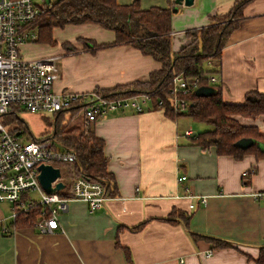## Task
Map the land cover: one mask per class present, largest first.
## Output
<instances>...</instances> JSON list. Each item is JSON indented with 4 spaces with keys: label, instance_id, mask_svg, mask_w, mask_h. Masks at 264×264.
<instances>
[{
    "label": "crops",
    "instance_id": "0c3cea01",
    "mask_svg": "<svg viewBox=\"0 0 264 264\" xmlns=\"http://www.w3.org/2000/svg\"><path fill=\"white\" fill-rule=\"evenodd\" d=\"M133 1L118 0L120 4ZM139 1L144 9L177 8L172 15V31L178 32L172 35L175 52L190 40L188 30L210 24V15L227 13L235 2ZM54 36V45L30 42L21 52L26 59L59 57L60 75L54 83L59 92L93 94L97 89L145 80L161 66L133 45H113L115 32L97 23L56 28ZM78 38L89 41L84 44ZM94 42L112 45L100 47ZM206 68L211 72L208 76L218 77L206 86L221 85L226 102L242 103L251 90L264 93V0L244 7L220 60ZM175 116L147 105L142 112L117 110L92 122L95 133L105 140L116 197L96 212L84 201H70L53 231L42 233L34 226H23L0 233V264H257L264 246V159L255 153L236 159L218 154L214 146L193 144L192 136L210 127L187 115ZM242 121L257 124L264 132V115ZM189 128L191 134L186 135ZM254 168L250 177L244 175ZM183 174L188 179L180 183L178 177ZM186 188L207 196L206 204L199 197H183ZM191 201L195 209H190ZM181 214L188 217L187 225ZM10 215L0 205V221L10 224ZM140 224V229H132ZM192 232L232 245L215 248L205 238H194Z\"/></svg>",
    "mask_w": 264,
    "mask_h": 264
},
{
    "label": "trees",
    "instance_id": "16d2710c",
    "mask_svg": "<svg viewBox=\"0 0 264 264\" xmlns=\"http://www.w3.org/2000/svg\"><path fill=\"white\" fill-rule=\"evenodd\" d=\"M253 0H235L230 11L224 14L210 15V24L186 32L190 40L178 51L172 49V15L173 8L152 6L142 8L139 0L128 4H120L118 0H50L43 2L35 21L29 25L37 31L35 42L56 44L54 30L65 28L72 24L97 23L115 32L113 45L130 44L140 49L143 54L150 55L160 62L159 69L150 73L145 80L118 85L112 89H97L96 94L106 98H118L148 93L152 96V108L161 109L159 100L165 105V113L176 117L170 102V90L176 74L183 73L187 77H200L201 85H208L210 70L207 64L220 60L222 50L228 39L243 18L244 7ZM86 44L89 40L78 38ZM112 44H96L100 47ZM67 46L68 43L64 42ZM215 91L209 95H198L196 90L189 94L191 104L187 115L198 122L212 126L192 136V143L203 147L214 146L218 154L232 155L236 159L243 158L247 153H255L258 159H264V132L257 124H247L243 119H257L264 115V93L251 90L242 103L226 102L222 97L221 85H211ZM80 107L71 109L75 116ZM18 112H10L7 120L15 121ZM64 111L57 114L54 121L53 136L63 145L73 147L77 159L71 163H55L60 169H65L68 177L81 176L91 181H97L106 186L110 195L117 194L114 174L108 169V156L105 153V140L95 133L91 125L84 128L60 124ZM14 115V116H13ZM16 129H24L22 125ZM242 138H251L254 143L247 148L237 145ZM64 171V170H63ZM252 172L245 176L250 177ZM249 181V180H248ZM58 193L67 196L69 183ZM42 206L36 205L27 212L19 213L8 224L9 232L23 226H33L40 219ZM185 224L188 217H185ZM140 224L133 227L138 230ZM8 234V233H7ZM194 238L202 237L214 244L215 248L230 247L226 240L192 232ZM128 251V249L126 248ZM250 256V255H249ZM257 264H264V246L260 247L255 259Z\"/></svg>",
    "mask_w": 264,
    "mask_h": 264
},
{
    "label": "built area",
    "instance_id": "2783aa9c",
    "mask_svg": "<svg viewBox=\"0 0 264 264\" xmlns=\"http://www.w3.org/2000/svg\"><path fill=\"white\" fill-rule=\"evenodd\" d=\"M43 2L48 0H0V201L11 204L13 220L21 212H27L36 205L42 206L35 226L46 233L59 227V214L68 210L70 201H84L91 212H96L116 196L108 194L106 186L100 182L81 176H73L66 181L62 175L59 180L69 183L68 195L62 196L59 191L47 193L39 180V166L43 163H71L77 159V152L73 147L63 145L53 134L36 138L29 129H16L7 120L10 112L25 110L55 119L62 111L70 112L71 119L82 113L84 125H90L112 111L142 112L147 105H152L153 98L148 93L111 99L95 92L56 91L54 83L60 75L59 57L26 59L21 52L24 44L35 42L38 37L37 31L29 25L39 15ZM177 33L171 31V35ZM217 80L216 75L209 76L211 83ZM200 86L203 85L198 76L187 77L183 73L174 76L170 102L175 114L188 112L191 104L189 94ZM159 104L165 110L162 100ZM74 107H80V110L71 117ZM185 134L190 135L191 129H186ZM187 179L183 174L178 177V182ZM186 190L183 197H199L206 204L207 196ZM189 207L195 209L196 204L191 201ZM5 221H0V233L7 234L9 229Z\"/></svg>",
    "mask_w": 264,
    "mask_h": 264
},
{
    "label": "rangeland",
    "instance_id": "374dc122",
    "mask_svg": "<svg viewBox=\"0 0 264 264\" xmlns=\"http://www.w3.org/2000/svg\"><path fill=\"white\" fill-rule=\"evenodd\" d=\"M50 1V0H48ZM52 1V0H51ZM62 32V31H60ZM60 32L58 34V37H61V35L65 36L64 33H67V30L65 29L61 35ZM70 112H64L63 116L60 117V124L68 125V129L73 128V127H81L84 128V122H83V117L82 113H79L77 116H75L73 119L70 118ZM11 116V115H10ZM14 116V115H13ZM54 121L55 117L49 116L48 118H45L42 116V114L39 113H32L29 111L22 110L20 111L17 116L15 115V121L11 122L12 126H17V125H22L23 127L29 129L32 133V135L36 138H42L45 136H51L53 134V129H54ZM210 128H212L211 125L208 124ZM201 131V129L199 130ZM64 170V171H63ZM62 178H64L66 181H69L68 175L65 172V169H62ZM3 204H0L7 212L10 211L11 213V208L9 210V205L11 204L8 201H0ZM6 207H4V206Z\"/></svg>",
    "mask_w": 264,
    "mask_h": 264
},
{
    "label": "water",
    "instance_id": "95a60500",
    "mask_svg": "<svg viewBox=\"0 0 264 264\" xmlns=\"http://www.w3.org/2000/svg\"><path fill=\"white\" fill-rule=\"evenodd\" d=\"M194 0H176V4L181 5H192ZM177 8H174L173 11L175 12ZM215 91L213 86H200L196 93L198 95H209ZM254 143V140L251 138H242L237 142V145L243 148H247ZM40 173H39V180L43 187V189L47 193H57L60 190H63L66 184L59 180L61 178L62 172L58 166L53 164H41L39 166ZM55 183V184H54Z\"/></svg>",
    "mask_w": 264,
    "mask_h": 264
},
{
    "label": "bare ground",
    "instance_id": "6f19581e",
    "mask_svg": "<svg viewBox=\"0 0 264 264\" xmlns=\"http://www.w3.org/2000/svg\"><path fill=\"white\" fill-rule=\"evenodd\" d=\"M61 214H62V213H61ZM61 214H59V216H60ZM38 220H39V219H38ZM38 220H37V221H38ZM37 221H36V222H37ZM36 222H35L34 225H33L34 227H36V226H35ZM59 222H60V221H59ZM59 226H60V223H59Z\"/></svg>",
    "mask_w": 264,
    "mask_h": 264
}]
</instances>
